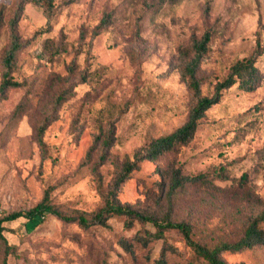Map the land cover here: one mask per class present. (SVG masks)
Listing matches in <instances>:
<instances>
[{"label": "rangeland", "instance_id": "obj_1", "mask_svg": "<svg viewBox=\"0 0 264 264\" xmlns=\"http://www.w3.org/2000/svg\"><path fill=\"white\" fill-rule=\"evenodd\" d=\"M22 1L23 46L10 72L20 84L0 92V216L35 205L48 188L66 214L96 212L134 151L186 120L194 99L180 71L192 37L209 30L197 72L202 94L252 54L259 86L224 90L192 140L139 161L116 198L142 214L188 223L204 245L238 239L264 208V0H53L48 15L32 0H0V82L8 20ZM175 170L226 178L184 182L170 193ZM4 225L0 264H154L163 248L168 264H206L175 229L146 246L132 241L140 228L154 229L139 219L126 227L115 215L84 228L48 213ZM221 256L227 264H264V245Z\"/></svg>", "mask_w": 264, "mask_h": 264}, {"label": "trees", "instance_id": "obj_2", "mask_svg": "<svg viewBox=\"0 0 264 264\" xmlns=\"http://www.w3.org/2000/svg\"><path fill=\"white\" fill-rule=\"evenodd\" d=\"M52 1L53 0H32L35 5L43 7L45 14L47 15L52 7ZM22 3L23 1L18 3V7L13 13V16L8 20L10 44L2 59L5 71L3 79L0 82V92H4L11 87L19 86L20 84L19 82L12 80L10 72L17 52L23 46L17 32V23L22 10ZM107 23V17L101 19L96 27V32ZM210 40L211 32L209 30H205L199 38L195 36L192 37L190 45L191 54L186 58L180 71L181 78L185 82L188 91L194 99V103L188 110L186 120L173 131L155 138H150L135 150L133 153V160H127L124 162L122 170L114 182L115 189L126 180L130 171L136 168L139 161L156 159L161 154L192 140L205 112L212 105L219 102L224 90L230 88L234 84H237L240 88L247 91H251L259 86L262 76L259 68L255 64V54H252L241 60L235 61L230 66L226 75L214 84L211 95L202 94L201 82L197 76V72L208 51ZM60 99H62V95L59 96V100ZM44 126L45 123L39 127L38 137L39 144L42 148L45 146L41 139V133ZM109 145L110 138L107 136L102 142L103 147L100 160H103L106 156ZM211 177L226 178L220 171L214 172L213 174L202 172L194 175L181 176L179 171L175 170L171 177L170 193L176 187L182 186L184 182L206 183L210 181ZM115 189L108 193L104 204L96 212L92 213L91 216L86 212H78L76 215L70 216L51 203L49 194L50 188H48L45 190L43 197L35 205L28 209L14 210L0 216V239L6 243L3 234V231L5 230V222L13 221L20 217L33 219L37 216H43L49 213L63 221L75 220L79 226L84 228L93 224L106 225L107 220L115 215L124 217V225L126 227L132 226L136 219L143 222H151L154 226L153 230L140 228L132 237V241L135 240L137 244L143 246H146L152 240L163 238L165 230L175 229L182 234L185 243L191 248L193 253L201 258L206 264H227L221 256L223 252H238L257 245H264V229L261 227V223L264 222V208L258 215L248 221L242 235L238 239L233 241H218L212 246H207L196 241L192 237V229L188 223L183 221H172L168 218L160 220L152 215L142 214L131 208L128 204L120 203L116 198ZM120 242L127 252L132 253V242L130 240L121 238ZM13 248L12 245L6 244L5 251L7 254L14 253ZM165 251V248L161 250V253L156 258L154 264H168ZM2 264H7L6 259L3 260Z\"/></svg>", "mask_w": 264, "mask_h": 264}]
</instances>
